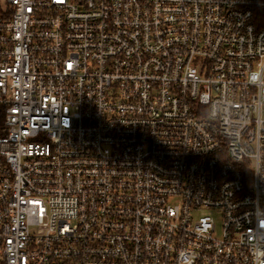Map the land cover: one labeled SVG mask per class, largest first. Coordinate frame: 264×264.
Here are the masks:
<instances>
[{
	"label": "built area",
	"instance_id": "built-area-1",
	"mask_svg": "<svg viewBox=\"0 0 264 264\" xmlns=\"http://www.w3.org/2000/svg\"><path fill=\"white\" fill-rule=\"evenodd\" d=\"M256 9L0 0V264H264Z\"/></svg>",
	"mask_w": 264,
	"mask_h": 264
},
{
	"label": "trees",
	"instance_id": "trees-1",
	"mask_svg": "<svg viewBox=\"0 0 264 264\" xmlns=\"http://www.w3.org/2000/svg\"><path fill=\"white\" fill-rule=\"evenodd\" d=\"M254 22L259 29L264 28V9H256L254 14Z\"/></svg>",
	"mask_w": 264,
	"mask_h": 264
},
{
	"label": "rangeland",
	"instance_id": "rangeland-1",
	"mask_svg": "<svg viewBox=\"0 0 264 264\" xmlns=\"http://www.w3.org/2000/svg\"><path fill=\"white\" fill-rule=\"evenodd\" d=\"M207 214H211V215L215 216V217H216V222H217V224H218V225L221 224V219H220V217L218 216L217 213H215V212L212 211V210H205V209L200 210V211H198V212L195 213V217H200V216L207 215Z\"/></svg>",
	"mask_w": 264,
	"mask_h": 264
}]
</instances>
